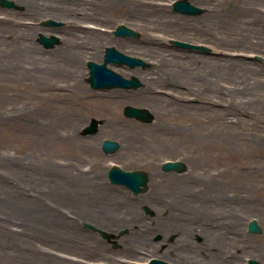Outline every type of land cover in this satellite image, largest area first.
I'll use <instances>...</instances> for the list:
<instances>
[{"label": "rangeland", "instance_id": "obj_1", "mask_svg": "<svg viewBox=\"0 0 264 264\" xmlns=\"http://www.w3.org/2000/svg\"><path fill=\"white\" fill-rule=\"evenodd\" d=\"M13 1L21 6L20 0ZM68 1L70 16L51 9L53 6L50 11L41 10L42 16L0 6V178L5 179L2 185L16 191L17 201L27 202L25 208L20 201L14 209L7 206L14 217L3 222L18 227L20 237L0 235V264H9L10 254L14 258L21 255L20 259L31 254L32 264L47 256L50 261L46 264H116L115 260L149 264L153 259L164 264H208L203 257L212 253L209 264H264V0H190L203 8L197 15L175 12L174 0H99L94 1V11L82 0ZM29 2L24 0L25 5ZM128 9L136 15L129 16ZM48 16L64 25L38 23ZM67 23L86 30L63 32ZM119 23L138 34L116 36L113 29ZM39 32L57 34L70 42L47 48L37 41ZM74 33L81 42L71 37ZM128 39L147 45H132ZM173 39L204 43L209 50L176 46ZM76 44H80L77 49L85 46L87 50L77 61L79 73L86 70L87 76L60 72L57 78L47 79L53 68L50 63L63 60L64 49ZM107 46L150 63L133 68L108 65L125 77L138 76L144 84L133 89L90 86L87 62H102ZM195 57L201 61L199 66ZM154 90L173 99L157 97ZM56 92L69 93L70 100L75 92L83 93L86 100L79 105L52 95ZM126 105L148 107L155 118L147 123L128 117L123 112ZM92 118L103 121L98 132L82 135ZM104 139L116 140L120 147L105 153ZM169 158L185 163L182 174L192 182L191 203L203 213L200 217L197 207L188 208V201L184 209L168 206L180 195L174 187L179 176L161 168ZM46 160L75 164L65 185L63 173L50 171ZM114 163L151 172L148 189L133 194L124 185L112 183L107 174ZM204 180L209 181L206 186ZM20 181L30 192L19 189ZM60 185L81 191L65 195ZM38 200L51 208L36 209ZM112 203L118 205L122 224L106 225L92 216L76 218L71 212L79 213L81 204L108 207ZM60 205L66 214H59L56 208ZM131 210L135 218L127 222L123 217H131ZM14 211H21L20 219ZM172 213L190 219L184 220L191 225L195 243H174L175 256L188 257L173 256L175 263L154 256L157 254L148 245L134 244L139 238L159 242L165 232L168 237L159 249L172 244L176 230L155 229L159 220H168ZM253 218L261 227L259 233L248 230ZM194 228L202 233L193 232ZM70 229H75V240ZM218 238L223 246L217 252ZM126 242L137 251L129 252ZM27 244L39 250H28ZM91 247L94 251L84 252ZM193 247L200 255L191 252Z\"/></svg>", "mask_w": 264, "mask_h": 264}, {"label": "bare ground", "instance_id": "obj_2", "mask_svg": "<svg viewBox=\"0 0 264 264\" xmlns=\"http://www.w3.org/2000/svg\"><path fill=\"white\" fill-rule=\"evenodd\" d=\"M28 1H30V2L29 3H26V5H25L24 0H20L21 5L23 7L25 6L24 7V10H27L29 12H32V13H35V14H38V15H41V13H42L41 10H43V9H46V10L50 11L51 6H53V8H51V9H54L58 13L64 14L66 16H70V13H71V11L69 9L70 4L67 3V2H69L68 0H28ZM94 1L96 3L99 2V0H82L83 4L85 3V4H88L90 7H94V8H92L93 11L95 9ZM106 2H108V1H106ZM109 3H115V0H110ZM130 3H131V5H135L134 2H130ZM126 13L129 16L132 15V14H135L136 15V12H132V11L129 12V9L126 10ZM80 16H82V15H80ZM21 27H23V25L20 24V28ZM176 27H182V24H177ZM66 30L67 31L70 30L69 33H71V32L78 33V32L85 31L86 28H83V27L81 28L79 26L77 27V25L74 26V27L73 26L70 27V25L67 23V27L63 30V32L66 31ZM90 30H94V29L91 28ZM71 37H75L80 42L82 41L81 37L79 35L75 34V33L72 34ZM83 37H85V34L83 35ZM127 41L130 42L132 45H136V46L138 45L140 47H143V46H146L147 45L146 44L147 43L146 41H145L146 43L145 44H142V45L137 44L136 41L135 40H132V39H128ZM69 42H70L69 40L63 41L60 38V43L61 44L62 43H65V44H63V46L66 45ZM71 45H73V44H71ZM78 45H80V44H76L75 47H73V48L72 47H68V48L64 49V52L66 54V57L63 60L54 61V62H51L50 63V66H52L53 68L51 69L52 70V73L51 74L48 72V74H47L48 76H46L47 79L57 78L58 77L57 74L61 75L60 72H69V73L75 74L76 76H80V74L83 77L87 76V71L86 70H84L81 73H79V68L77 67L78 66L77 65L78 57H81V55H83V53L86 52L87 50H85V46H82V45H81L82 48L77 49V46ZM153 50L154 49H150V48L148 49V51H153ZM157 50H160V48H158ZM193 60H194V62L198 66H199V63H201V61H200V59L198 57H195V59H193ZM71 68H73V70ZM47 70L50 71V69H47ZM132 73L138 74V70H134ZM214 74H215V72L212 73V75H214ZM195 77L198 78V76H195ZM76 83H77V78H76ZM78 86H81V83ZM200 88L201 87H199L198 89L200 90ZM207 88H211V86L209 85ZM200 92L203 93V88H202V90H200ZM152 93L159 94V95H156L157 97H160V96L161 97H165L166 96L167 97L166 98L167 101H169V100L171 101V99H173V97H171L170 95H165L163 93H157L156 90H154V92H152ZM43 94L50 95L51 92H43ZM67 94H69V93H66V92H64V93H62V92L52 93V95H58L61 99H64L65 98V99H67L69 101H72V100L77 101L79 105H81L86 100V96L83 93L80 94V93H76L75 92V94H73L71 96V98H72L71 100H70L69 96H67ZM134 100H138V99L134 98ZM100 105H102V104H100ZM150 110L152 111V109H150ZM40 116L43 117L42 115H40ZM44 163H45V166H48L47 168L50 171H53V172L58 173V174L59 173H63V175H62L64 177L63 182H62L63 184H64V181H65V183L67 182L66 181V178L70 174L69 172L71 171V167H75V164H71V163H60L58 161L57 162L54 161L52 163V161L49 162L48 160H46ZM147 174H148V177L150 179L149 183H147V185H149L151 183V176H150L151 175V172H148ZM183 174H181L182 176L181 175H178L179 177L177 178V182L174 183V187L175 186L178 187V189H175V190H177V191L179 190V192H180L179 197L176 199V202L175 203H172V204H169V205L167 203V205L170 206L172 209H175V210H177L178 207L184 209L185 208V205H183V204L186 201H188L190 203H188L187 206H188V208L190 210H192L193 207H197L196 205H194L193 203H191V200L193 199L192 196H194V193H192V192L190 193V191H193L194 188H191L190 189V187L192 186V182L189 181V178L188 179H185V176H183ZM4 180L5 179L0 178V195H1L0 196V212H1L0 215H2V218H1V221H0V235H4V236L9 237V238H11V237H17V236L20 237V233L18 232L19 231L18 227L11 226L8 223L3 222V221H6V220L11 219V218L14 217L13 215H10L9 214V213L13 212V210L8 209L7 206H11L12 209H14L15 206L17 207V205H18L17 202L20 201V207L25 208V203H27V202L26 201L24 202L22 200H18L17 201V199H16V196H17L16 195V191L14 193H12V188L13 187L7 186L4 183H3L4 185L1 184L2 181H4ZM208 182H209L208 180L207 181L204 180L203 183H205V184H203V186H206L208 184ZM18 186H19V189L20 190H23V191L25 190L26 192H30V190H31V189L29 190L30 187H27L23 183V181H20V183L18 184ZM183 187H185V188L182 191ZM60 188H61L60 191L64 190L66 192L65 195H67L68 192L69 193H73V192H79V190L81 191V189L79 187H71V186H69L68 189H67L66 186L60 185ZM165 190H170L169 189V186H166L165 187ZM210 190L212 192L217 191L216 189H213V188H211ZM197 192L198 191H196V195H197ZM78 195H79V193H78ZM86 197H87V195H86ZM35 198H37V196H35ZM36 203H37V205L34 204V206H35L36 209H43V207L44 208H48V209L51 208V206L49 204L42 203V202H40V200H38V202H36ZM27 206H28V204H27ZM228 206L231 207V204L229 203ZM56 209L58 210L59 214H66L67 213V211L64 209V207L61 206V205L58 206V208H56ZM77 209H78L79 213L78 212L71 211L72 214H73V217H76V218H83V217L89 218L90 216H92L93 218H95L93 220H96L97 219V220H99L101 222H104V224H106V225H111L112 226V225L122 224L121 214L118 213V211H117V209H118V205L117 204H113L112 203L108 207H102L99 204H81V205H78V208ZM25 210L26 209H24V210L22 209V212L25 211ZM27 210H28V208H27ZM68 211H69V209H68ZM133 211L134 210L129 211L128 214L132 215L133 214ZM14 212L16 213V215L19 216V219H20V212L21 211H18V212L17 211H14ZM103 212H104V214H102ZM196 214H198L199 217L203 214L200 211L199 207H197V209H196ZM138 216H140V215H138ZM125 218H126L127 222H131V220L133 218H135V217H133V215H132L131 217L130 216L123 217V219H125ZM19 219L17 218V220H19ZM184 219H188V218H186V215L185 214L179 215L177 213H172L171 217L168 220L161 219V220H159L156 223L157 224V226L155 225V229L156 230H159L160 229L162 231H166L165 228H168L170 230V232L173 231V230H176L178 232V235L174 239L173 243L172 244H169L167 247H163L161 250L159 249V244L162 243L163 241H165L167 239V237H168V234L166 232H165V237L163 239H161L159 242H154V241H151L150 239L145 241L143 238H139V239H136L135 240L136 243H134V244H137L138 245V243H140V244H143L145 246L148 245L150 248H152V251H154L157 254V255H154V256H159V257L161 256L162 258H165V259H171V261L172 260H175L174 257H176V258L177 257H185V258L188 259V257L185 254L184 255H180V256L178 254V255L175 256L176 251H175V249H173L174 243H176V242L182 243V242L192 241L190 243V245H194L195 246V243H194L193 239L191 238L192 237V233H191L190 230L192 228H191L190 223L188 222V220H190V219H188V220H184ZM66 221H68L70 224L77 223V222H75L72 219H69V220L67 219ZM22 225H24V222L20 226V229L22 228V230H23ZM25 228H27V226H25L24 229ZM38 228H39V230L42 229V227H38ZM9 229H11V230L13 229V230L11 231ZM139 229L140 228H138L139 234H143V232L141 231V229H140V231H139ZM193 232L202 233V231L199 230V228H194ZM69 233L72 234L71 235V236H73L72 239L75 240V238L77 237V235L75 233V229H70L69 230ZM69 240H71V238ZM220 243H221V239L218 238L217 239V249H216L217 252L223 246ZM125 244L126 245H129L128 246L129 252L135 253L137 251L136 250L137 247L132 246V244H130V242H126ZM27 245H28V247H27L28 250H31L33 252L35 250H39L38 248H36L34 246H33V250H32L30 244H27ZM93 249H95V248H93V247H91V248H85V251L84 252H88L89 250L92 251ZM190 250H191L192 253L197 254V255H200V253L198 252V250H196V248L193 247V248H190ZM255 250H256V254H258L259 253V251H258L259 249L256 248ZM89 253H91V252H89ZM213 254L214 253H212V255L209 256L207 259H206L207 255L205 254V256L203 257V259L207 260L206 262H208V264H209V261H210L209 259L210 258L211 259L213 258L212 257ZM7 255H9V254H7ZM12 255L13 254H10L9 257H8L9 264H16L17 262L20 264V261H21V264H32L30 262V260H33V259H29L30 256H31V254H27V258L26 259H24V257L20 259V256L21 255H18L17 258H14ZM37 260L39 261V264H46V261H50V258H49V256H47L46 259H38L37 258ZM181 261H185V259L182 258ZM114 262L116 264H133V263H130V262L123 263V262H120L118 260H115ZM171 263H175V262L172 261ZM69 264H78V263L70 262Z\"/></svg>", "mask_w": 264, "mask_h": 264}, {"label": "water", "instance_id": "obj_3", "mask_svg": "<svg viewBox=\"0 0 264 264\" xmlns=\"http://www.w3.org/2000/svg\"><path fill=\"white\" fill-rule=\"evenodd\" d=\"M0 4L4 7L20 8L13 0H0ZM173 7L175 11H179L185 14H199L203 12V8L192 4L188 0H176L173 4ZM44 24H56V21L50 19L48 21H45ZM114 33L117 36L138 34L134 29L123 24L118 25ZM38 40L46 47H53L59 39L56 35L46 36L45 34L40 33ZM173 43L175 45L188 48L202 49L207 51L209 50V47L205 45L178 39H174ZM110 62L116 64H128L130 67H135L137 65H149V63L139 57L127 55L118 50L115 46H108L105 49L104 61L102 63H98L92 60L88 61V67L90 68V76L88 77V81L93 88H136L142 85V82L137 76L127 78L108 67V63ZM124 113L129 117H135L144 122H151L154 118V114L145 107L127 105L124 108ZM99 123V120L93 118L90 124H88L84 128L83 134L97 132ZM102 147L103 150L107 153L114 152L118 149L119 143L116 140L105 139L103 141ZM163 168L166 170L178 168L180 170L186 168V165L183 161L179 160L168 161L163 164ZM108 176L112 182L126 185L133 191L134 194L144 192L148 188V174L144 170H124L118 165H113L108 171ZM249 231L253 233H259L261 231V227L259 226L256 219L250 220Z\"/></svg>", "mask_w": 264, "mask_h": 264}, {"label": "flooded vegetation", "instance_id": "obj_4", "mask_svg": "<svg viewBox=\"0 0 264 264\" xmlns=\"http://www.w3.org/2000/svg\"><path fill=\"white\" fill-rule=\"evenodd\" d=\"M22 11H24V7H22V8H20ZM129 12H131L130 10H129ZM35 14V13H34ZM63 25H64V23H62ZM62 24H60V26H63ZM177 175H181L182 173H176Z\"/></svg>", "mask_w": 264, "mask_h": 264}]
</instances>
